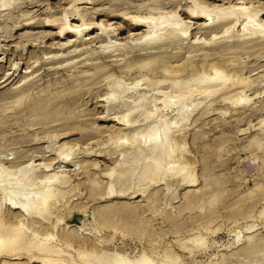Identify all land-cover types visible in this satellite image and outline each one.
Wrapping results in <instances>:
<instances>
[{
    "label": "rangeland",
    "instance_id": "374dc122",
    "mask_svg": "<svg viewBox=\"0 0 264 264\" xmlns=\"http://www.w3.org/2000/svg\"><path fill=\"white\" fill-rule=\"evenodd\" d=\"M71 2L84 14L86 22H101L99 24L110 29L106 34L94 30L85 41L76 42L70 35L57 34L60 22L46 27L44 21L51 15L59 18ZM194 3L218 9L244 3L253 11H261L259 18L264 22V15H261L264 0H13L15 8L1 14L9 20L5 30L10 33L7 38L0 37V165L13 169L25 164L44 169L47 165L50 173L69 174L74 187L68 188L67 200H59L60 211L54 216H61L63 224L67 225L66 231L76 240L86 241L88 250H95L105 242L107 249L122 248L133 258L149 253L150 243L161 242L160 249L168 245L178 251V244L185 241L184 238L204 233L198 228L200 224H209L213 230L208 234L209 250L196 253L198 263L208 264L215 256H224L226 264H264V39L247 40L240 31L241 21L230 24L226 35L220 34L223 26L212 29L203 24L202 19L187 16V10ZM172 12L187 22L189 37L172 39L141 51V43L135 39L142 36L145 29L131 25L130 17ZM69 38L73 39L71 43L67 42ZM216 55H221V60H217ZM213 61L224 70L233 68L247 81L250 79L251 87L242 90L251 98L248 97L250 102L233 108L225 96L237 93L239 90L235 88L222 91L212 99L201 95L189 100L202 105L177 135L182 146L178 153L181 151L189 161L196 183L186 187L166 179L156 184H127L124 198L104 196L102 192L105 194L109 181L105 179V172L116 168L119 153H125L126 149V146L117 147L111 137L134 132L142 125L139 114L134 116L137 122L130 129H123L116 122L126 107L118 109L106 104V96L112 94L111 83L119 81L129 87L128 84L147 78L141 82L138 95L144 94L146 98L154 95L160 107L163 95L177 94L179 86L190 81L195 67L210 71L216 65ZM148 62L149 66L144 69ZM180 64L190 65L186 72L174 74ZM165 67L172 72H165ZM173 77L177 78L178 87H171ZM10 89L14 93L4 96ZM71 91H75L71 94L75 98L64 108L66 103L57 95L64 97ZM51 95L52 99H59L54 104L59 111L51 105L52 109L45 113L48 118L42 117L40 110L37 118L25 116L24 109L33 100L43 102ZM18 98L21 102L16 101ZM124 99L130 104L131 98ZM42 106L43 103L39 107ZM148 106L151 109L150 103ZM164 116L172 121L176 111L170 109ZM152 122H148L146 131ZM61 145L72 153L70 164L55 157ZM77 162L82 165L77 166ZM89 175L100 181L98 192H101L95 198L88 195L86 198L90 182H98ZM192 193L199 194L200 199L191 210L179 213L186 208ZM214 193H222L220 201L214 206L206 205ZM116 205L118 218L115 212H109V208ZM99 211H103L102 217L98 216ZM113 213L116 215L109 221ZM12 216L16 217L17 213L13 212ZM170 216H178L176 222L188 221L190 227L176 233L171 231ZM104 221L107 226L103 225ZM124 225L138 228L125 233L121 228ZM249 227L253 228L246 230ZM49 231L51 228L46 229ZM57 233L55 239L60 238V231ZM236 233H240L242 242H252L251 257L244 258L242 253L230 256L240 249L235 244ZM4 262L11 263L0 260V264ZM187 263L192 264L190 260Z\"/></svg>",
    "mask_w": 264,
    "mask_h": 264
},
{
    "label": "bare ground",
    "instance_id": "6f19581e",
    "mask_svg": "<svg viewBox=\"0 0 264 264\" xmlns=\"http://www.w3.org/2000/svg\"><path fill=\"white\" fill-rule=\"evenodd\" d=\"M14 8L15 5H13V0H0V18L3 19L1 20L0 24V37L7 38L10 33L9 30H5L9 20L6 17L3 18L4 16L1 14L4 11ZM173 12L166 13L164 15L159 14L158 16L150 14L147 16L143 15L142 17H136L135 15L130 17L131 25L140 26L145 29V33L143 32L144 34L142 33V36H138V38L135 39V41H140L141 51L156 44L169 42L172 39H187L189 37L190 27L187 26V22L181 17H178V14ZM260 12L261 11L251 10V8L248 7V5L246 6L244 3L239 4L237 7H229L224 9H218L216 7H208L206 5H201L200 3H194L186 13L189 17L202 19L204 22L203 24L211 27L212 29L217 28L218 26H223V30L220 33L222 35H226L230 31V24L235 25L237 22L241 21L242 26L240 27V31L248 38L247 40H252L253 38L257 37L264 39V22L262 21L263 19L261 20L259 18ZM261 15H264V12H262ZM56 22H60L59 26H57V28H59L57 34L59 36L70 35L76 42L85 41L88 35L90 36L89 32L94 30V32L97 31L100 34H106L107 30L110 29H106L108 27H106V25L105 28L104 25L99 24L101 22H86L84 14L79 11V9L75 7L72 2L71 5L67 6V8L63 10V13L59 18H54V16L52 18L51 15V18L48 17V19L44 21L46 27L53 26ZM213 34L214 32L212 35ZM212 37L213 36L210 38ZM72 38H69L70 40L67 42L70 41L71 43V40H73ZM74 48L75 47H73V50ZM70 53H74V51ZM215 57L217 60H221L222 56L216 55ZM214 64H216V62ZM189 65L190 64L181 65L180 67L178 66L179 68H177L173 73L175 74L185 71L189 68ZM148 66L149 62L146 63L143 68L145 69ZM166 67L164 68V71L171 73L172 70L170 68L167 69ZM221 67V65L219 67L218 63L211 67L212 69L210 71H207L206 68L205 70L204 68L196 69L195 67V73L192 75L190 81L181 86H179L177 78L173 77L171 79V87L179 86L177 94H164L163 98L161 100L159 99L161 104L160 107L157 106V98L154 95H152L150 98H146L144 94L138 95L141 82L145 81L147 78L143 80L140 79V81L137 80L138 82L136 81V83L132 85L128 84L130 85L129 87H124L119 81L111 83L112 94H108L106 96V104L118 109L126 107L125 113L121 118L115 119L117 120L116 122L119 124V126L123 127V129H130L137 122L133 119L134 116L139 114L142 116V125L134 132L127 133L119 137H111V141L116 143L117 147L126 146V149L125 153H119L118 160L115 161L117 162L116 168L105 172V179L107 178L109 181H107L108 185H106L107 187L105 188V194L102 192L104 196L109 197L111 195H116V198H124L127 192L124 187L127 184H156L161 181H166V179L172 181L173 184L176 183L177 185H185L186 187H191L194 183H196V175L193 171H191V169H189V161L182 153H180L181 151L178 153V151L182 149V146L177 141V135L181 134L180 132L184 130L183 128L187 125V122L190 121L189 119L191 116L199 109L200 105H202L201 102L191 103L189 100L201 95L212 99L222 91L228 92L235 88L239 90H236L237 93L231 94L234 92L233 90L232 92H229L231 94L230 96L226 95L227 98L225 96V100L228 101L229 104L233 106V108L234 106H242V104L248 103L249 98H251L249 95L248 98L247 95L243 93L244 88L246 90V88L251 87V83H248L250 79L247 81L243 77V74H237L236 70L233 68L224 70L222 69L223 67ZM191 70H194L193 66ZM191 70L190 73L192 72ZM0 79L2 80V78ZM159 83L160 82L156 83V85ZM71 90L73 89L71 88ZM152 90H156V88H153ZM68 91H70L69 88ZM73 92L75 91H71L69 95H65L64 97L57 95V98H59L60 101L66 103L64 108L68 107L67 104L71 105L70 102L73 98H75L74 95H71ZM12 93H14L13 89H10L7 90L3 95L6 96ZM81 94L83 93L81 92ZM47 97L48 98H45L43 102L33 100L24 109L26 114L25 116L30 117L29 119L37 118V115L40 112L43 115L42 117L48 118L45 113H48L50 109H52L51 107L54 109L56 108L57 110L58 106L54 104L59 99H52V95ZM126 97L131 98L130 104L126 103V100L124 99ZM78 98H80V96ZM16 101L21 102V98H18ZM148 101L152 105L151 109L148 106ZM42 103L43 106L39 107L42 105ZM170 109L176 111V117L172 121H167L165 119L164 113L168 112ZM38 110L40 111L38 112ZM150 120L153 121L152 126L148 131H146L145 128L148 126V122ZM259 147L260 146H258V148ZM100 156L101 155L99 154V157ZM55 157L59 161L61 159V161L66 164L71 161L72 153L70 152V149L67 151V148L61 145L57 150ZM79 163L80 162H77V166L80 167L82 163L78 165ZM32 166L30 167V164H25L22 166L19 165V167L16 166L17 168L15 167L13 169L11 166H9L11 167L9 168L8 166L5 167V165H0V260L3 259L11 261L10 264H12V261L13 263L15 262V264H188L187 260H190V263L192 264H200L195 260L196 253H205L209 250L210 243L208 240V234L210 230L213 231L209 224H200V227L198 228L204 230V233H198L191 237L187 236V239L184 238L185 241H181L178 244V251H174L168 245L162 246L160 249L158 244L161 242H158V244L155 242H149V253H142L133 258L125 253L122 248H116L112 250L107 249L105 242H101L102 244L99 245V247L95 250H88L86 249L87 246H85L86 241L84 242L82 240H76V238H74L70 232L66 231L65 228L67 225L65 223L63 224V219L61 216H54L58 215L57 211H60V205L58 206L59 200L66 198L68 188L71 186L72 181L69 177V174L67 176L65 172H63L65 174L64 175L59 171L57 172L62 174L58 175L59 173L56 174L55 172L53 173V171L50 173L48 172L49 167L48 169L46 168L47 165L46 167L44 166L47 170L45 168L42 169V166L41 169H34ZM82 168L85 169L86 167L84 168L82 166ZM86 170L89 171L88 169ZM89 174L91 173L89 172ZM90 178L93 177L91 176ZM97 181L98 182H90L88 194H86V196L88 195L91 198H95L97 194L101 192H98V183H100V181ZM75 186L78 188L81 185ZM71 187H74V185ZM168 189L169 185L167 184V190ZM103 191L105 190L103 189ZM221 195L222 193H214L209 197L206 205H216V203L220 201ZM88 196L86 198H89ZM200 197L201 196L199 194L196 195L194 193L188 196V204L186 208L180 210L179 213L186 210H191L192 206L194 207L195 201L199 200ZM67 199L68 198H66V200ZM61 207L63 208L62 205ZM117 208V205L113 206L112 208H109V212L116 213L118 211ZM72 209L73 208H71V210ZM13 212L17 213L16 217L12 216ZM101 212H97L99 217L101 216ZM116 214L113 213L112 217H109V221L112 220ZM262 214H264V212ZM116 216L118 218V214ZM177 217L178 216L169 217V228L175 233L189 226L188 221L176 222ZM117 218L116 222L118 221ZM35 223H39L40 226H37V228L34 226ZM165 223H167V221ZM107 224L108 223L104 221L103 225L107 226ZM62 225L64 226L61 229L60 227ZM111 227H114V225ZM116 227H119L117 223ZM47 228H51V232H46ZM121 228L125 230V233H127L131 230H135L138 227L136 225H124ZM252 228L253 227H249L246 230H251ZM58 231L61 233L60 238L55 239ZM189 233L191 232H188V234ZM239 234L240 233H236L235 244L239 245L240 249H236V251L230 254V256H235L237 253H242L244 258H249L253 255L251 250L252 242H250V240L242 242V237ZM226 261V257L224 256H215V258L210 260L208 264H226ZM2 264L8 263L4 262Z\"/></svg>",
    "mask_w": 264,
    "mask_h": 264
}]
</instances>
